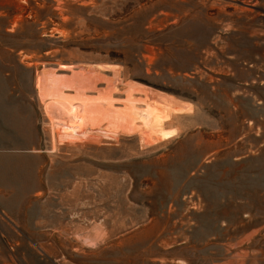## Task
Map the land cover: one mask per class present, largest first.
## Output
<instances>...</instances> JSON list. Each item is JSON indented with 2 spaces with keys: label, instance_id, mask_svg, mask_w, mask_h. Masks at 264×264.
<instances>
[{
  "label": "rangeland",
  "instance_id": "374dc122",
  "mask_svg": "<svg viewBox=\"0 0 264 264\" xmlns=\"http://www.w3.org/2000/svg\"><path fill=\"white\" fill-rule=\"evenodd\" d=\"M0 264H264V0H0Z\"/></svg>",
  "mask_w": 264,
  "mask_h": 264
},
{
  "label": "bare ground",
  "instance_id": "6f19581e",
  "mask_svg": "<svg viewBox=\"0 0 264 264\" xmlns=\"http://www.w3.org/2000/svg\"><path fill=\"white\" fill-rule=\"evenodd\" d=\"M69 68L70 67L65 66V65L60 66V69L64 70V71L66 69H69ZM87 81H88V79H85V78L74 77L71 80L70 84H68L67 87L75 89L77 96H79V90H81L82 87L85 86ZM59 85H60V82L57 79H54V78H48L47 79V86L49 87L50 90H56L57 88H59L61 86V85L60 86ZM61 88H62V86H61ZM77 96H74V98ZM52 98L54 100V103H55L58 111H60V112L69 111L70 112L71 106L73 105V101L66 100V98H63L62 96H59V95H53ZM76 99L78 100V102H80V103L82 102L80 99H78V98H76ZM161 107H163L165 109L164 110L162 108V110H164L163 111L164 114L168 113L169 111L177 112V111L183 110V109H175V108H173L174 106L170 105L169 103H165L164 105L160 106V108ZM105 111H106V113L102 114L103 116H101V119H102V121H104V123L107 126H110V127H118L120 129L126 130L128 132H132L134 127L135 126L137 127V125H140L141 127H145V128L147 126L148 127L150 126L152 131H160L162 129V119H163L162 116H163V114H159V111H157V109L154 107H148L147 110L145 111L146 113L139 116V114L134 110V106L130 103V101H128L126 104V107H125V111H123V112H121V111L117 112V111H113L111 109H105ZM70 116L71 117L73 116V119L74 118L78 119L80 117L79 114H75V115L72 114ZM137 129H138V127H137Z\"/></svg>",
  "mask_w": 264,
  "mask_h": 264
}]
</instances>
